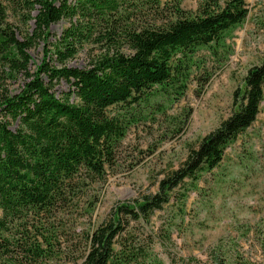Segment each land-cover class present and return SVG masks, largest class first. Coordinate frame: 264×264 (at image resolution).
<instances>
[{
    "label": "trees",
    "instance_id": "16d2710c",
    "mask_svg": "<svg viewBox=\"0 0 264 264\" xmlns=\"http://www.w3.org/2000/svg\"><path fill=\"white\" fill-rule=\"evenodd\" d=\"M158 7V0H0V263L151 264L148 252L119 243L129 224L148 222L173 200L182 204L256 121L264 57L232 93L231 114L156 181L154 193L116 203L86 233L83 249L63 246L58 230L21 231L66 213L86 197L85 181L104 183L143 96L164 86L180 97L190 57L218 46L248 15L244 0H198L197 15L176 9L156 25L148 18ZM61 21V34L51 33ZM41 42L32 71L29 51ZM87 49L86 67L69 65ZM212 264L229 263L214 256Z\"/></svg>",
    "mask_w": 264,
    "mask_h": 264
},
{
    "label": "rangeland",
    "instance_id": "374dc122",
    "mask_svg": "<svg viewBox=\"0 0 264 264\" xmlns=\"http://www.w3.org/2000/svg\"><path fill=\"white\" fill-rule=\"evenodd\" d=\"M158 1L157 12L148 18L156 25L173 19L176 9L191 16L198 13V0ZM244 1V22L227 32L218 46L200 48L190 57L180 97L165 92L164 86L143 96L105 182L85 181L81 186L86 197L66 213L47 227L29 221L21 231L29 229L32 237L35 228L58 230L63 246L83 249L86 233L106 219L116 203L154 193L156 181L178 168L188 150L231 114L232 93L244 86L247 70L264 57V0ZM66 26L61 21L50 31L59 35ZM29 53L33 71L42 59L43 43ZM88 53H79L69 65L86 67ZM20 85H11L10 92ZM121 238L119 243L148 252L151 264H186L183 259L212 264L214 256L229 264H264V97L256 121L225 150L219 165L199 178L182 204L173 200L148 222H131Z\"/></svg>",
    "mask_w": 264,
    "mask_h": 264
}]
</instances>
